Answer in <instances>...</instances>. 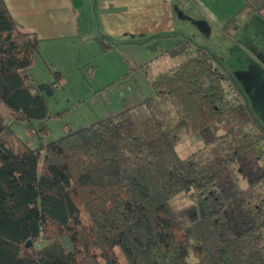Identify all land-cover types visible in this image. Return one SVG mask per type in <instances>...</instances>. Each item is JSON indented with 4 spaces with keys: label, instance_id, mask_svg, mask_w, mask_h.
<instances>
[{
    "label": "trees",
    "instance_id": "1",
    "mask_svg": "<svg viewBox=\"0 0 264 264\" xmlns=\"http://www.w3.org/2000/svg\"><path fill=\"white\" fill-rule=\"evenodd\" d=\"M249 14L243 7L221 34ZM38 50L0 0V264H120L115 250L124 264H264V130L204 48L182 39L164 53L175 65L150 78L154 95L31 149L1 108L18 122L49 119L61 75L32 84L23 71ZM184 135L204 144L187 160L176 153ZM181 194L197 220L178 218L171 201Z\"/></svg>",
    "mask_w": 264,
    "mask_h": 264
},
{
    "label": "crops",
    "instance_id": "2",
    "mask_svg": "<svg viewBox=\"0 0 264 264\" xmlns=\"http://www.w3.org/2000/svg\"><path fill=\"white\" fill-rule=\"evenodd\" d=\"M2 1L17 29L39 41L29 72L38 57L56 62L74 53L80 62L84 46L99 40L148 48L159 41L161 56L169 58L164 53L187 38L210 54L214 72L232 86L230 98L243 103L254 126L264 130V0ZM245 6L247 19L224 37L221 27Z\"/></svg>",
    "mask_w": 264,
    "mask_h": 264
},
{
    "label": "rangeland",
    "instance_id": "3",
    "mask_svg": "<svg viewBox=\"0 0 264 264\" xmlns=\"http://www.w3.org/2000/svg\"><path fill=\"white\" fill-rule=\"evenodd\" d=\"M110 46V49L104 50L99 41L91 42L84 46L80 62L74 53L57 56L56 62L35 58L34 68L30 72L27 69L23 71L25 75L29 73L37 77L33 85L54 83L56 79L53 72L58 71L61 75L48 98L49 119L18 122L9 119L11 114L2 107L1 113L7 118L8 127L29 148L36 149L40 145L39 138H42L43 143L56 141L70 131L88 127L141 103L155 94L150 86V78L175 65L170 58L161 56L159 41L152 43L149 48ZM72 57L74 63L71 62ZM43 129L44 133H41ZM203 148L199 135H184L176 147V153L181 159L187 160ZM261 166L264 170V159L261 160ZM231 169L239 186L245 188L246 181L237 166L232 165ZM262 186L264 188V180ZM171 204L180 219L193 222L201 216L189 194L178 195ZM66 239L61 241L69 250L71 245ZM37 243L36 247H40ZM115 254L120 264H124L118 250H115Z\"/></svg>",
    "mask_w": 264,
    "mask_h": 264
}]
</instances>
